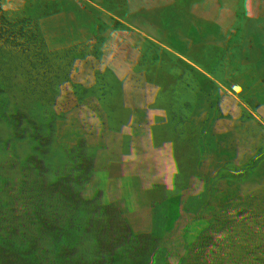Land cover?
Segmentation results:
<instances>
[{"label":"rangeland","instance_id":"374dc122","mask_svg":"<svg viewBox=\"0 0 264 264\" xmlns=\"http://www.w3.org/2000/svg\"><path fill=\"white\" fill-rule=\"evenodd\" d=\"M244 1L222 0V6H236L232 17L233 20L236 16L239 19L235 21L229 17L227 21L222 19L219 6L207 8L206 3L199 0L191 3L190 12L193 10L201 16L185 15L188 10L183 9L187 2L178 1L174 8L179 15L184 11V16L179 17L173 27L168 23L170 32H161L162 27L156 24L153 25L155 34L146 45L136 40L127 48L115 50L111 64L101 72L100 79L107 84L97 88L100 90L98 103L105 107L110 103L112 110L109 114H105V110H94V114L90 105L71 108L65 104L50 109V114L47 111L12 114L16 119L8 115L9 120H14V127L18 122L27 126L48 122L51 118L57 123L53 141L56 146L51 147L49 143L54 133L50 126L39 128L34 125L27 129L29 134L25 128L12 129L10 134H28L22 139L27 144H32V138L33 141L37 139L33 134L35 131L44 133L37 144L44 158L38 163L37 159L41 157L22 153L9 162L8 159L6 162L0 160V182L7 176L22 177L42 170L45 161L57 158L65 150L70 153L61 155L64 160L89 171L69 170L66 175L46 173L43 177L33 175L26 177V181L17 180L1 187L0 236L6 227L12 228L15 223L23 228L21 231H31L32 234L36 227L33 215L47 212L52 205L53 210H61L41 218L39 223L51 227L49 235L52 234L53 238H57L66 220L74 223L71 227L79 230L81 243L72 246L64 257L72 264L95 260V251L103 242L119 250L106 256L112 257L110 261L114 264H135L138 257H127L137 256L131 254L138 251L139 246L148 248L142 258L145 264H218L205 237L220 232L226 233L213 241L217 240V252L226 260L224 263L254 264L255 258L249 257L246 251L254 241L257 245L254 254L264 257V216L247 219L238 217L235 209L221 214L218 207L210 210L207 204L201 205L206 209L177 204L183 194L197 197L198 189H191V185L192 188L210 190L204 196L207 199L211 198V191L215 188L223 191L224 197L232 186H236L239 192L257 191L253 188L257 178L249 180L232 166L236 163L240 169L248 167L255 174L259 172L258 164L264 169V0H257L254 12L247 7V16L241 18L244 14L242 8L246 6ZM251 1L255 0L246 3ZM209 15H216L218 24L206 25ZM255 19L260 20L256 31L252 24ZM129 32H133L132 29ZM129 32L123 38L133 40L135 37ZM143 117L146 121L141 120ZM254 132L262 135L253 136ZM191 138L205 148L201 147L197 152L190 144ZM66 145L80 146L82 150L87 148L81 154L73 155L71 148L62 147ZM89 145L99 152L111 146H126L140 157L141 163L138 167L127 168L130 177L117 173L107 175L105 169L122 171V160L115 159L121 152L112 151L111 155L117 161L111 163L109 153L100 154L105 157L102 159ZM92 156L96 158L91 159ZM224 158L232 163L222 160ZM254 161L258 164L252 163ZM95 171L99 174H94ZM118 182L138 194L118 193ZM36 193L44 194V197L48 194L52 199L51 205L47 203L43 211L39 210L42 206ZM149 194L160 198L152 199ZM258 194L250 203L256 210L264 211V207L257 204L260 200ZM67 198L69 203L61 206ZM241 199L237 198L236 202L224 199L222 204L225 206L220 207L241 205ZM117 212L121 216L115 215ZM149 226L155 231L148 229ZM177 226L185 227L179 230L182 234H177ZM163 228L171 234L174 230L176 233L150 248L155 240L144 241L162 239ZM89 229L93 231L88 232ZM14 234L1 239L0 264H18L15 250L30 243L26 236L18 234L15 237ZM244 234L249 237L245 238ZM184 237H187L185 247L179 241ZM134 241L143 242L136 247ZM45 248L49 252L46 255L48 261L59 255L53 253L52 247ZM41 253L34 255L43 257ZM212 255L215 256L213 259ZM24 257L27 256H20Z\"/></svg>","mask_w":264,"mask_h":264},{"label":"trees","instance_id":"16d2710c","mask_svg":"<svg viewBox=\"0 0 264 264\" xmlns=\"http://www.w3.org/2000/svg\"><path fill=\"white\" fill-rule=\"evenodd\" d=\"M178 1L181 0H0V160L6 162L8 159L9 162L22 153H24L23 155H25V153H31L34 157H41V151L37 148V144L39 143V139L44 137V133H37L36 131L33 133L37 135V139H34V141L33 138L31 139L32 144H34L33 148L30 147L32 144H27L25 141L22 142V139L24 140L28 137L29 130L34 125H38L39 128L50 126L54 133L49 143H51V147L56 146L53 144V141H55L57 133V123L51 118L48 119V122L29 123L30 126L16 122L17 127H14V120H9L7 118L8 115L25 114L34 111H36L34 114L38 111H47L48 114H50L49 112H52L50 109H58L65 104L71 108L79 107L81 104L84 106L90 105L93 113L94 110L97 112L105 110V114H109L112 110L110 108V103L107 104V107L102 103H98L100 100V90H97V88L99 86L101 87L102 84H107L100 79L102 75L101 72L105 69L104 67L111 64L115 50L127 48L136 40L146 45L148 40L155 34L156 28L153 25L160 24L159 26L162 27L161 32H170L169 29L167 30L168 23L173 27L178 18L184 16L183 12L185 10H188L185 12V15L191 14L192 17L201 16L193 10L190 12L191 3L198 2V0H183L187 2V7L183 9L184 11L181 15H179L174 8L175 3ZM199 1L206 3L205 5L207 8L212 7L211 9H213L219 6L218 11L220 17L222 19L226 18V21L228 17L232 19V21L239 19V17L236 16V18H238H234L233 20L232 16L235 15L234 8L236 7H233V4L222 6V0ZM247 1L248 0L244 1L246 6L242 5L244 14L240 11L242 14L241 18L242 16H247V14H245L247 7H250V11L253 9V12L255 11L257 0L251 1L250 3H246ZM220 5L222 8H220ZM207 11L208 10H206V12ZM203 13L202 9V15ZM215 16L216 15H209L210 19L206 20V25L218 24V22L215 21ZM257 17L259 16L256 15V18ZM259 21L255 19L254 23H252L255 26V31L257 30L256 27ZM149 25H152L150 29ZM165 27L166 29H164ZM130 29H132L133 32L130 33ZM127 31L132 37H135L133 40L131 38H123L128 35ZM137 37H141L142 39ZM16 117L18 116L16 115ZM13 119H16L15 116ZM141 120L146 121L145 117ZM16 128L29 129L27 130L28 134L23 136L10 134L11 130ZM252 135L260 136L262 134L254 132ZM198 143L200 142L191 138L190 144L196 147L197 152L199 148L202 147ZM71 146L72 145H66L62 147L71 148L74 152L73 155L77 154V152L82 153L87 148L86 146L85 150H82L80 146ZM88 147L95 150L96 156L99 155L102 159L105 158L102 156L109 153L110 155L108 157L111 163L117 161L114 160L111 155L112 151L121 152L120 156H116L115 159L122 160V171H107L105 169L107 175L117 173L130 177L127 168L138 167L141 163L140 157L126 146H111L108 147V150H101V152L91 145ZM69 153L68 150H65L61 155L68 156ZM61 155L58 154L57 158L45 161V166L42 170L23 174L22 177H5L0 182V188L8 186L11 182L17 180L26 181V177H31L33 175L43 177L46 173H63L66 175L69 170L77 172L89 171V169L78 168L76 163L64 160ZM7 156H9V158ZM96 156L90 158L95 159ZM43 158L42 156L37 159L38 163H40L39 160ZM81 160H84L83 156H81ZM222 160L232 163L230 159L226 160V158H224ZM76 161L77 159H75V162ZM252 163L258 164L257 161ZM58 164L62 166L60 169L57 166ZM104 164L108 163L104 162ZM232 166L249 180L253 181L257 178L256 187H253L257 190L255 193L239 192L236 186H232L227 189L226 196L224 197V194H221L223 191L221 192L215 188V191H211L213 194L211 198L207 199L204 198V196H206L210 190L197 187L192 188L191 185V189H198L196 192L198 194L197 197L192 198L187 193L183 194L181 195L182 197H179V203L177 204H180L181 207L183 206L191 209L203 207L201 205L207 204V206L211 207L210 210H214L218 207L222 210L220 211L221 214L223 211L225 213L231 209H235L234 212L238 217L247 219L261 218V216H264V211L256 210L254 205L250 203L252 202L251 198L254 197L256 193H259L260 200L257 201V204L264 207V169L259 168L258 164L259 172L255 174V172L249 170L248 167L240 169L236 163H232ZM76 167L81 170H77ZM63 170H65V172H63ZM95 173L99 174L97 171H95L94 174ZM219 189L222 190V188ZM250 189L251 188H249V190ZM117 192H122L124 195L128 196L138 194L131 191L122 182L117 183ZM43 195L36 193V197L39 198L40 205L42 206L39 209L40 211H43V207L46 206L47 203L51 205L52 202L48 194H46L45 197ZM149 197L152 199L160 198V196H152V194H149ZM237 198L241 199V205H230L226 207V209L220 207L225 206L222 204L225 202L224 199H227L228 202H236ZM166 202L171 203V201L168 200H166ZM66 203H69L68 198L66 201L62 202L61 206ZM51 206H49L50 210L48 209L47 212L33 215L32 219H34L36 227L35 232L32 234L31 231L29 233L21 231L23 228H20L17 223H15L12 228L6 227L2 232L3 234L0 236V252L2 250V237L6 238L10 234L16 232L14 234L15 237H17L18 234L24 235L26 236L25 238L30 241L28 244H23L22 246L24 247L19 246V248L15 250L17 251L15 253L17 258L15 261L18 264H72L71 261H66L64 257L72 250V246L81 243L78 239L80 235L79 230L71 227L74 225L72 221L66 220L62 230L57 233V238H53L52 234L49 235V232L52 231L51 227L47 224H40L39 221L41 218L61 210H53L54 207ZM115 215L118 216L120 213L117 212ZM173 227L174 229L176 228V226ZM179 227L180 226H177L176 229L178 230L177 234H182L179 230L185 227ZM148 229L155 231V229H152V226H149ZM92 231L93 230L90 229L88 230V232ZM161 231L167 232V229L163 228ZM165 232L164 234H160L162 239L149 238L144 242L155 240V244L149 245L150 248H152V246L158 245L160 240L172 237L175 235L174 233H176L175 230L172 231V234L170 232ZM156 233H158V231H156ZM224 233L226 232H220L205 237L206 243L212 247L213 253L215 252V259L218 264H226L224 263L226 260L221 257V253L217 252L219 248V245L216 243L217 240H213L214 238H219V236ZM200 237L201 236H199V238ZM244 237L247 238L249 236L244 234ZM179 241H181L184 246L186 245L187 237ZM140 242L143 241H134L133 244L137 247ZM106 243L107 242L101 243L99 245L100 247L95 251L97 255L95 260L89 259L84 264H114L110 261L112 257L108 258L106 256L114 254L119 250L117 251L114 248H110L109 245H105ZM49 244H53L54 246ZM47 246L53 248V253H59L57 256L59 258L53 257L52 260L48 261L46 255L49 254V252L46 250L47 248H45ZM174 246H176V244ZM250 247L251 248L246 251L249 257L255 258V261H253L254 264H263L264 262L262 261L264 257L254 254L257 247L255 241ZM144 251L148 253V248L139 246L138 251L131 254L137 256L128 255L127 258L138 257L135 264H145L144 260H142L145 255ZM40 252L44 254L42 255L43 257L34 255ZM120 252L126 255L123 253V250H120ZM22 254L27 257L20 258ZM215 256H213L212 259Z\"/></svg>","mask_w":264,"mask_h":264}]
</instances>
